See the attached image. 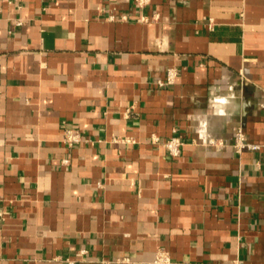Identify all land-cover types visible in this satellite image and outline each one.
<instances>
[{
  "label": "crops",
  "instance_id": "crops-1",
  "mask_svg": "<svg viewBox=\"0 0 264 264\" xmlns=\"http://www.w3.org/2000/svg\"><path fill=\"white\" fill-rule=\"evenodd\" d=\"M0 200V264H264V0H0Z\"/></svg>",
  "mask_w": 264,
  "mask_h": 264
},
{
  "label": "built area",
  "instance_id": "built-area-1",
  "mask_svg": "<svg viewBox=\"0 0 264 264\" xmlns=\"http://www.w3.org/2000/svg\"><path fill=\"white\" fill-rule=\"evenodd\" d=\"M149 3H150V0H134L135 6L140 11L144 10L145 7L148 6ZM121 18H122V20H127L128 16L124 15ZM140 20L148 21L150 19L147 15H142ZM177 73H178L177 69L169 68L167 71L166 77L158 80V82H157L158 85L160 87L169 86L170 84H172L174 82V80L177 76ZM153 140L155 142H159V139L156 137L153 138ZM63 141L68 148H73L76 144H78L82 141V135L77 130L68 129V130H66V132L64 134ZM162 144L165 148H167L169 150L171 155L177 156L180 152V148L183 144V141L179 136H171L166 141L162 142ZM233 146H234L236 152L239 154L242 153V151L245 149L258 151L262 148V144L249 141L242 129H238L236 131ZM62 163L64 165H69L70 164V156L65 157L62 160ZM4 216H5L4 202H3V200H0V224L4 220ZM158 260L162 261L163 260L162 256ZM227 264H243V263L240 260L235 259V260L228 262Z\"/></svg>",
  "mask_w": 264,
  "mask_h": 264
}]
</instances>
